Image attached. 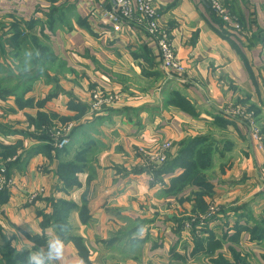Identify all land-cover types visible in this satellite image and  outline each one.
Wrapping results in <instances>:
<instances>
[{
  "label": "crops",
  "instance_id": "obj_1",
  "mask_svg": "<svg viewBox=\"0 0 264 264\" xmlns=\"http://www.w3.org/2000/svg\"><path fill=\"white\" fill-rule=\"evenodd\" d=\"M152 1L183 73L163 68L155 39L136 15L121 25L108 18L112 0H0L4 31L15 21L30 31L25 25L35 20L32 33L47 35L66 68L35 79L19 99L0 95V143L15 149L3 158L14 185L0 202V246L47 250V241L58 236L44 222L54 199L72 205L69 235L81 237L86 249L83 257L68 236L60 237L66 245L60 264H112L117 253L124 264H175V254L187 251L169 219L192 206L164 190L183 168L174 165L156 181L138 170V148L153 150L163 140L172 142L169 159L189 137L210 136L213 148L231 149L218 161L226 163L219 174L205 178L213 187L210 198L230 209L245 204L253 216L264 210V0H221L230 24L239 25L234 32L207 0ZM58 8L62 20L48 28L47 13ZM93 89L116 99L90 110ZM39 114L51 127L73 122L70 145L39 139ZM247 118L258 123L260 141ZM234 220L229 231L218 217L207 224L231 263L228 248L239 249L236 242L247 237L244 219Z\"/></svg>",
  "mask_w": 264,
  "mask_h": 264
},
{
  "label": "trees",
  "instance_id": "obj_2",
  "mask_svg": "<svg viewBox=\"0 0 264 264\" xmlns=\"http://www.w3.org/2000/svg\"><path fill=\"white\" fill-rule=\"evenodd\" d=\"M56 14H58V16H56ZM60 20H62V17H60L59 8L47 13L46 23L48 28H53L57 21ZM35 23V20L27 22L25 26L30 29V31L27 30L24 32L22 29V23L15 21L11 23L8 32L0 35V66H2L3 69H6V66L13 65L11 68L16 69L17 71V74H13V71L7 68V73L12 75L0 79V95L2 96L8 94H20L18 97H22V95L31 88V84L35 79L39 77H46L49 79L48 70L54 72L55 74L63 73L66 70L63 62L50 49L47 35H45L42 30L40 31V35L32 33V27ZM26 51L31 52L30 57L24 56ZM37 51L39 52V56L36 54ZM7 60L9 62H7ZM12 80H14V84L10 85V81ZM218 119H220V116ZM36 122H40L39 124L47 122V116L45 114H39ZM50 126L51 125L46 124L45 129L50 128ZM0 129H2L1 124ZM2 130L4 131V128ZM47 134L42 132L37 137L39 139L46 140L47 142H50V140L54 142L53 138ZM209 137L210 136H197L193 138H185L181 141L180 148L175 158H168L166 161L158 165L157 168L142 167L141 170L143 169L145 171H149L153 176V181H156L161 178L163 173H168L174 165H177L183 168L181 172L183 175L178 177L181 174L180 173L172 177L171 181H174V183L177 181L188 183L192 180L196 184L199 183L200 185L203 184L209 187L211 186V183L207 182L203 175L200 176L198 180L193 179L191 176L192 173L193 175H197L200 173L201 169L204 170L208 167L207 163H209L211 149L213 148V141L210 140L211 138L207 139ZM11 148V146L0 143V156L2 158H6L8 155L15 152V149L11 150ZM31 150L33 151L34 149ZM31 150H28L25 155H29ZM198 161L200 165L197 164ZM6 168H8L7 162ZM7 174L9 175L8 172ZM174 186L175 185L171 183L170 188L173 190ZM8 193L7 189L0 190V202H3V200L7 198ZM197 197H200V195ZM50 204L52 206V212L45 216L44 222L46 224H50L55 229L59 237L63 238L68 236L77 246L81 256L84 257L86 249L82 243L81 237L77 235H69L67 211L72 205L67 204L64 201L54 199L50 200ZM83 208L84 206L82 209ZM57 225H62L64 230H61V228ZM120 234L123 235V233ZM207 240V244L210 246L207 247L206 253L212 252L211 250H213V247L216 244V240L213 238H207ZM210 241L214 242L210 243ZM198 244L200 243L198 242ZM233 254L235 258L238 259V256L235 253ZM28 255V251H17L15 248L11 247L9 243H3L0 246V264H25L27 262ZM212 262L213 264H230V262L222 254L214 257Z\"/></svg>",
  "mask_w": 264,
  "mask_h": 264
},
{
  "label": "rangeland",
  "instance_id": "obj_3",
  "mask_svg": "<svg viewBox=\"0 0 264 264\" xmlns=\"http://www.w3.org/2000/svg\"><path fill=\"white\" fill-rule=\"evenodd\" d=\"M4 27H5V22L0 21V35H3L5 33ZM7 62H9V61L7 60ZM12 66L13 65H11V66L8 65V66H6V69H3V67L0 66V79L6 78L9 75H12L10 73H7L8 69H11L13 71V74H17L16 69L11 68ZM48 71H49V73H48ZM48 71H47L48 75L50 73L52 74V72L50 70H48ZM13 84H14V80L10 81V85H13ZM10 85H8V86H10ZM91 91H92L91 92V95H92V93L94 92V89ZM96 92H100V91L96 90ZM14 95L17 99L21 98V97H18V96H20V94H17V95L14 94ZM92 102H93V99L91 97L90 98V108H89L90 110L94 109V108L92 109V105H91ZM102 106L104 107V105H102ZM98 111H95V112H98ZM64 123L67 124L68 122H64ZM255 123L258 126V123L257 122H255ZM46 124H48V123L44 122V123L40 124L39 128L36 129V131H38V129H39V132L37 134L45 132L46 134L48 133L49 136L51 137L50 128L45 129ZM71 124L74 126L73 122H71ZM57 125H59V123H57ZM58 127L60 128L62 126L59 125ZM258 128H259V126H258ZM72 129H73V127L71 128L70 133L72 132ZM260 133H261V131L259 130V134ZM221 135L229 137V135H226L225 133H221ZM69 137H70V134H69ZM70 143H71V140L66 145H64L62 147L68 146V145H70ZM54 144L56 145L55 142H54ZM56 146H58V145H56ZM62 147H60V148H62ZM229 151H231V149L220 148V150H218L216 148H212L211 153H210L209 163H207V166H208L207 168L210 169L211 167H213L214 169L209 170L208 172L201 169L200 173H198L197 175H193V173H192L191 176L193 177V179L198 180L200 178V176L203 175L208 180L210 178V176H213L214 174H216V175L219 174V172L217 173L216 170L219 167L222 170L223 169L222 167H225V165H226V163L223 166L219 165V162L224 161L225 155ZM168 154H169V152H168ZM168 158H169V156L167 157V159ZM0 160H2L6 165V160H4L2 157H0ZM197 164L200 165L199 161L197 162ZM142 167L148 168L147 166H143V164L142 165L140 164L138 167V170ZM7 172H8V170H7ZM147 172H149V171H147ZM149 174L151 175L150 172H149ZM181 175H183V173H181L178 177H180ZM151 179H152V177H151ZM168 183L170 185H168L165 188L164 192L170 193L171 195L173 193H175L176 194V200L179 203H181L182 200H184V199H190L191 206H192L190 212L176 213L172 216V219L171 218L169 219V221L173 223L172 229H173V232L175 233L176 238L178 237V239H181V242L179 244L181 246H179V248L183 251V253L185 255H186V251H187V256L177 255V254L175 255L176 256L175 257V264H213L212 259L214 257H216L217 255L223 253L222 250H220L222 247V243H221L219 237H216L217 235L215 234V232L207 226L209 221H212L213 219H215L217 217L219 218V220L221 221L222 224L227 225L226 231H229L232 229L229 226L234 227V221H235L234 219L243 218L244 222H245L244 223L245 225H240V226H241V228H246L245 231L247 233V237L244 239L241 238V239H239L238 242H236L237 247H239V249H235L232 246H230L228 248V251L230 252L229 257L232 258L233 263H231L229 261L228 257H226L227 254H224V255L222 254L230 262V264H264V210L259 211V212H255L254 216H253V214L248 211V207L245 204H243V205L241 204V206L238 209H235L234 207H233V209H230L229 206L225 207V206H223L222 203L210 198V196L212 195V192H213L212 184H211V186L208 187V186L203 185V184H201V185L199 183L196 184L192 180L189 181L188 183H182V181H177L174 183V181H171V183H173V185H175L173 190H172L170 188V186H171L170 181ZM206 187L210 190V192L207 193L205 191ZM186 188H190L191 190L189 189V191L187 192V195L184 196L183 190ZM170 191H172V192H170ZM198 195H200V197H197ZM204 195H207L210 199L205 201ZM35 197H36V195H35ZM35 197H32L29 200L32 201L33 199H35ZM260 197H261V195H257V198H260ZM49 205L51 206V204H49ZM51 212H52V206H51ZM232 217H233V219H232ZM232 220H234V221H232ZM248 222H249V224H248ZM248 225L250 227H248ZM238 229L240 232L241 229L237 228V230ZM222 235L223 236L226 235L225 230L222 231ZM207 238L215 239L216 244L213 247V250H211L212 252L206 253L207 247L210 246L209 244H207V241H208ZM235 240H236V238L231 240V241L235 243ZM198 242L200 244H198ZM213 242L214 241H210V243H213ZM247 243H251L254 247L253 248L254 250L253 249L249 250L248 249L249 246ZM173 249H174V247H173ZM173 252H174V250H173ZM233 253H235L238 256V259L235 258ZM121 258L122 257L118 256V253H117V256L115 258L116 262H113L112 264H124L122 262ZM25 264H27V262Z\"/></svg>",
  "mask_w": 264,
  "mask_h": 264
},
{
  "label": "built area",
  "instance_id": "obj_4",
  "mask_svg": "<svg viewBox=\"0 0 264 264\" xmlns=\"http://www.w3.org/2000/svg\"><path fill=\"white\" fill-rule=\"evenodd\" d=\"M112 10L108 11V18L115 24H123V22L132 16L136 15L144 24L147 33L155 39L160 50L162 66L169 72L183 73L185 66L181 59L177 56L171 41L167 38L166 32L159 28L158 12L153 5L152 0H112ZM212 13L222 21L228 32L239 30L238 24H230V15L221 0H207ZM93 111L100 110L102 105H111L116 99L112 94H103L94 91L91 95ZM247 125L250 128L252 138L259 141V128L253 118L246 119ZM50 126V134L56 145L62 147L69 142L70 130L73 127L71 122ZM53 128V129H52ZM172 147L171 140H163L155 149L146 150L142 147L138 148V153L141 156L143 166L157 167L163 163L167 157L169 149ZM14 185V180L7 174L5 163L0 160V190L7 189ZM36 192L29 194L30 198L35 197Z\"/></svg>",
  "mask_w": 264,
  "mask_h": 264
},
{
  "label": "clouds",
  "instance_id": "obj_5",
  "mask_svg": "<svg viewBox=\"0 0 264 264\" xmlns=\"http://www.w3.org/2000/svg\"><path fill=\"white\" fill-rule=\"evenodd\" d=\"M37 56L39 52L37 51ZM25 57H30L31 52L26 51ZM64 230L62 225H57ZM143 231V229H142ZM66 245L63 239L59 236H55L47 241V250L40 248L35 252L29 253L27 257V264H60L65 258Z\"/></svg>",
  "mask_w": 264,
  "mask_h": 264
}]
</instances>
